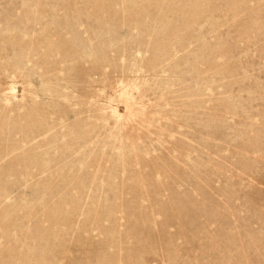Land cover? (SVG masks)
<instances>
[{
    "label": "rangeland",
    "instance_id": "1",
    "mask_svg": "<svg viewBox=\"0 0 264 264\" xmlns=\"http://www.w3.org/2000/svg\"><path fill=\"white\" fill-rule=\"evenodd\" d=\"M0 264H264V0H0Z\"/></svg>",
    "mask_w": 264,
    "mask_h": 264
}]
</instances>
